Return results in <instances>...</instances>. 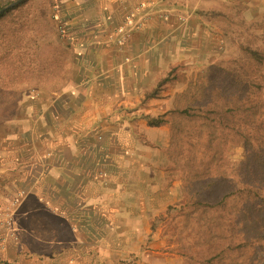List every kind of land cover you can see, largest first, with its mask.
Listing matches in <instances>:
<instances>
[{
    "label": "crops",
    "instance_id": "0c3cea01",
    "mask_svg": "<svg viewBox=\"0 0 264 264\" xmlns=\"http://www.w3.org/2000/svg\"><path fill=\"white\" fill-rule=\"evenodd\" d=\"M56 1L64 32L54 35L48 64L41 67L38 37L30 51L36 62L25 67L22 34L15 76L0 79L7 104L20 94L0 121V264H117L118 247H135L115 238L116 222L155 213L156 196L146 185L151 171H163L148 145L121 144L134 135L119 122L127 118L123 108H134L140 132L154 133L139 116L155 114V100L141 104L170 55L182 56L176 17L198 2L245 0ZM139 2L152 19L119 48L115 30ZM163 12L170 18L160 20Z\"/></svg>",
    "mask_w": 264,
    "mask_h": 264
},
{
    "label": "rangeland",
    "instance_id": "374dc122",
    "mask_svg": "<svg viewBox=\"0 0 264 264\" xmlns=\"http://www.w3.org/2000/svg\"><path fill=\"white\" fill-rule=\"evenodd\" d=\"M2 1L6 7L17 0ZM193 2L196 3L197 0ZM197 5L176 17L182 22L177 29L179 39L176 38L181 45L178 51L182 56L179 59L176 53L168 56L166 68L142 101L141 107L146 108L150 107L149 100H155V114L139 116L150 127L155 128L154 133L140 132L139 127L134 126L138 125V119L134 120V115L130 116L134 108H123V111L127 110V118L119 122L129 123L134 128V135L122 136L121 144L131 143L134 146L135 142L139 146L140 143L148 145L153 153L152 157L157 158L159 153L163 171H151L148 178L152 184L146 185L153 189L150 194L157 199L154 200L155 213L143 218L135 215L130 219L122 217L119 223L116 222L121 227L114 229L115 238H123L130 246L135 247L133 252L118 247L114 254L117 264H264V241L254 239L258 231L264 233V217L263 220L258 217L264 215V204L258 201L252 210L247 211L248 218H256L259 223L249 232L250 240L246 239L243 246H237L241 242L238 239L227 240L225 249H229L221 254L222 257L214 259L210 257V242L200 232L203 230L200 228L198 214L189 216L182 212L186 197L198 199L207 195V189L200 184L206 179L205 174L209 170L207 167L212 165L213 174L223 179L225 187L231 190L241 189L243 185L253 184L255 181H263L261 185H264V174L258 172L260 169L252 157L253 149L248 152L241 137H235L237 135L232 123L226 121L227 125L219 128L216 145L221 150V155L220 158L212 159L215 148L211 146L210 149L208 131L201 134L200 122L181 113L189 106H203L206 109L213 107L224 115L227 108L239 99L248 104L259 102L261 105L260 102L264 99V91L260 93L259 90L264 88V0L238 1L236 6H229L222 1H217L213 6ZM147 7L146 3L139 2L128 11L115 30L117 47H124L134 33L146 28L148 21L152 19ZM16 16L18 22H26L25 67L35 64L36 60L33 61L30 51L34 43L36 48L40 37L39 59L43 68L48 64V52L53 47L54 35L61 36L64 32L57 1L29 0ZM157 16L162 20L170 18L171 14L163 12L157 13ZM191 18L197 19L199 24H187ZM249 49L258 50L263 60L258 62L252 59ZM26 79L27 82L30 81L31 75ZM25 91L30 93L31 88L26 87ZM19 95L15 92V102L13 100V103L7 104L3 91H0V121L15 110ZM256 111L249 114L258 113L262 118L264 110ZM247 114L241 112L245 120H239L237 126L249 135L261 137V142L255 141V157L261 162L264 161V146L261 147L264 144V120L247 118L244 116ZM148 117L163 118L165 123L151 126ZM258 151H262L261 157L258 156ZM249 159L250 162L247 163ZM143 189L144 187H139L134 191ZM191 209L192 206L188 205L186 211ZM238 210L240 212L241 209L237 208L236 211ZM233 214L230 212V215ZM229 216L224 213V220ZM124 229L129 230L126 233L129 236H124ZM241 239L244 237L241 236Z\"/></svg>",
    "mask_w": 264,
    "mask_h": 264
},
{
    "label": "trees",
    "instance_id": "16d2710c",
    "mask_svg": "<svg viewBox=\"0 0 264 264\" xmlns=\"http://www.w3.org/2000/svg\"><path fill=\"white\" fill-rule=\"evenodd\" d=\"M29 0H24L20 4L10 8L4 13L0 14V24H3L0 27V78H2L3 74L8 76L9 79H12L15 76V66H16V47L17 43H20V36L25 35V27L26 22L21 21L18 22L16 13L19 10H22L23 7L27 4ZM5 6L2 0H0V10ZM249 53L252 56V59H256L258 62L263 60L259 51L249 49ZM11 66L12 71L9 70L7 73V67ZM3 66V67H2ZM250 89V88H249ZM247 89V90H249ZM253 90V89H251ZM260 93H263L264 88H260ZM253 103H245L244 100L239 99L237 102H233L229 108H227V116L226 114H222L221 112L215 111L216 109L213 107H207V109L203 106H189L188 108H184L182 110V114L185 116L194 117L196 122H200L201 134L206 133L205 130L208 131V139L210 147H214L215 150L213 152L212 159L220 158L221 150L216 145L217 142V132H219V128L221 126L227 125L226 121L230 124H233V128H235V137H241V141L244 142L248 152L252 151V157L255 162L258 164L259 173L264 174V161L256 160V152L255 145L256 142H261L260 138L254 134L249 135L245 133L239 126H237L239 120L244 121L245 117L241 116V112L248 113L246 116L249 117H257V120H264L263 117L258 116L259 114H249V112L253 110H259L261 112L264 110V99L260 104ZM257 112V111H256ZM175 112H170V114H174ZM219 114V117L216 115ZM223 116V117H222ZM148 122L151 126H161L165 123L163 118H151L148 117ZM261 123L262 121H257V123ZM261 127V125H260ZM264 128V123L262 124ZM237 128V129H236ZM264 144H261L263 147ZM212 147L210 149H212ZM264 151V148H262ZM261 151V152H262ZM260 151H258V156H260ZM251 158V153H250ZM250 162V159L247 163ZM209 170L206 172V179L200 185L201 187H205L207 189V195L205 197H200L194 199V197H186L184 201V206L182 208V212H186V215L193 216L198 214V221L200 223V228L203 231H200L204 234L203 238H206L210 242L211 246V255L212 259L217 257H222L221 254L226 252L225 246L228 241L233 239H238L241 242L237 244V246H243L246 243V239L250 240L248 237L249 232L256 227L259 223L256 222V218H248L247 211L249 209H253L256 204H264V185H261L263 181H255L253 184L243 185L241 189L231 190L225 187L223 179L217 178L215 174H213V165L207 167ZM192 206L193 209L186 211L187 206ZM237 208H240L236 211ZM230 212L234 213L230 215ZM224 213H228L229 218L224 220ZM263 220L264 215L258 216ZM256 230V228H255ZM261 232V231H260ZM257 233V232H256ZM258 235L254 238L257 241H264V233H257ZM241 236L244 239H241ZM237 237V238H236ZM209 257V258H210Z\"/></svg>",
    "mask_w": 264,
    "mask_h": 264
},
{
    "label": "water",
    "instance_id": "95a60500",
    "mask_svg": "<svg viewBox=\"0 0 264 264\" xmlns=\"http://www.w3.org/2000/svg\"><path fill=\"white\" fill-rule=\"evenodd\" d=\"M22 1L24 0H17L9 5H7L6 7H3L1 10H0V14L4 13L5 11L9 10L10 8L20 4Z\"/></svg>",
    "mask_w": 264,
    "mask_h": 264
}]
</instances>
